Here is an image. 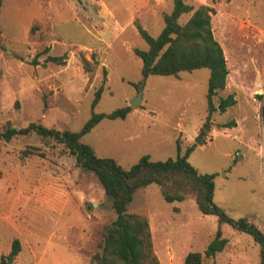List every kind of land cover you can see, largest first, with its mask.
Listing matches in <instances>:
<instances>
[{"label": "rangeland", "instance_id": "1", "mask_svg": "<svg viewBox=\"0 0 264 264\" xmlns=\"http://www.w3.org/2000/svg\"><path fill=\"white\" fill-rule=\"evenodd\" d=\"M186 2L213 9L214 35L229 68L226 88L214 100L233 93L236 103L214 112L203 135L209 69L151 74L140 86L139 107L124 118H103L83 139L125 167L144 154L176 157L178 140L182 152L193 146L189 161L200 172L216 173L215 202L264 232V0ZM173 6L174 0H3L0 126L38 121L78 131L93 110L130 104L143 79L134 49L149 47L135 21L157 36ZM63 54L66 64L46 60ZM230 121L235 125H223ZM32 147L35 153H23ZM129 211L148 218L161 264H184L189 251L204 252L220 226L217 215L200 211L192 193L167 201L156 183L136 191ZM116 216L97 174L78 166L62 143L36 133L0 139V254L19 238L14 264H96L92 255ZM221 228L229 242L203 264L262 263V245L252 234L229 223Z\"/></svg>", "mask_w": 264, "mask_h": 264}, {"label": "trees", "instance_id": "2", "mask_svg": "<svg viewBox=\"0 0 264 264\" xmlns=\"http://www.w3.org/2000/svg\"><path fill=\"white\" fill-rule=\"evenodd\" d=\"M2 4L3 0H0V8ZM212 10L209 4L195 6L186 0H174L173 9L165 13L164 28L157 36L152 35L139 20L135 21L139 34L149 44L148 49H134L143 61V79L136 83L139 89L151 74L178 75L182 70L209 69L208 113L201 128L203 135L210 129L214 112L225 111L237 101L233 93L221 96L218 103L214 100V96L226 88L229 68L224 49L214 35ZM188 14V19L182 21L183 16ZM46 60L66 64L67 55H47ZM33 62L38 63L36 58ZM103 90V85L96 90L93 108L99 102ZM131 110L130 104L111 112L93 110L90 118L78 131L49 127L38 121H32L26 126L6 124L0 126V139L9 141L16 136L30 133H36L43 138H53L75 155L78 166L97 174L106 194L112 199L117 216L103 229L100 249L92 255V261L96 264H161L154 250L148 218L129 211V204L133 201L136 191L152 183L161 186L163 197L167 201H182L187 194L192 193L202 213L215 214L219 218L218 231L205 251H189L184 264H203L206 258H215L216 254L226 247L229 240L223 235V223H229L240 231L252 234L262 245L261 264H264V232L248 217L233 218L223 206L215 202L216 173L200 172L189 161L193 146L182 152L178 140L176 157L155 160L150 154H144L136 163L125 167L115 157L98 155L93 146L84 141V135L103 118H124ZM262 122L264 127V106ZM223 125H235V121ZM36 148H25L23 153L30 155L35 153ZM169 186L174 187V190ZM21 249L20 239L14 238L10 251L0 254V264H14ZM212 264L218 263L213 261Z\"/></svg>", "mask_w": 264, "mask_h": 264}, {"label": "water", "instance_id": "3", "mask_svg": "<svg viewBox=\"0 0 264 264\" xmlns=\"http://www.w3.org/2000/svg\"><path fill=\"white\" fill-rule=\"evenodd\" d=\"M143 100V92L140 88L138 95L130 102V105L134 108H137L141 105V102ZM201 136H198V141L200 142Z\"/></svg>", "mask_w": 264, "mask_h": 264}]
</instances>
